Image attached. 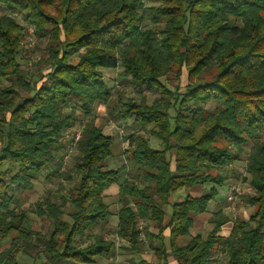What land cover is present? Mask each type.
Returning <instances> with one entry per match:
<instances>
[{
  "label": "trees",
  "instance_id": "trees-1",
  "mask_svg": "<svg viewBox=\"0 0 264 264\" xmlns=\"http://www.w3.org/2000/svg\"><path fill=\"white\" fill-rule=\"evenodd\" d=\"M0 10V240L16 248L0 264H21L39 248L46 264H96L115 252L114 238L135 253L147 244L163 263L170 254L177 264H264V0H0ZM15 14L47 40L41 79L19 61L26 28ZM106 71L118 72L122 89L107 88ZM185 71L183 87L162 81ZM147 91L157 96L150 101ZM98 105L161 146L139 131L126 138L133 172L120 184L109 239L104 194L127 167L107 168L114 138L94 120ZM71 128L81 129L77 157L60 172L59 140ZM249 144L247 177L233 172L250 185L244 200L253 212L228 237L222 211L207 237L192 236L193 216L207 211ZM53 176L57 189L31 206L50 222L42 235L25 226L20 198ZM206 185L205 195L174 203L164 225L172 195Z\"/></svg>",
  "mask_w": 264,
  "mask_h": 264
},
{
  "label": "rangeland",
  "instance_id": "rangeland-1",
  "mask_svg": "<svg viewBox=\"0 0 264 264\" xmlns=\"http://www.w3.org/2000/svg\"><path fill=\"white\" fill-rule=\"evenodd\" d=\"M1 14H2V11L0 10V15ZM14 17L17 18V21L19 22L20 25H23L26 28V32L22 40L23 49L21 50L20 57H19V61L22 65V68L28 72L29 76H31L32 74L33 75L35 74V78H34L35 80H37L40 77L42 78L43 74H46L49 71V65L45 61L47 40H38L34 36V28L31 25L27 24L21 15L19 16L15 14ZM162 81L171 90H174L176 86L178 85L183 87L187 84V72L186 71L184 72L180 80H177L175 75H168L167 77L162 79ZM104 82L107 88L112 89L113 91L117 89L118 90L122 89V86L117 87L116 85V82L120 83L118 72L106 71ZM0 84L6 85V83L1 80H0ZM130 91L131 90H128V92ZM146 94H148L147 96L150 101L153 100L157 96V94H153L151 92H148ZM132 95L134 96L135 94H132ZM214 107H215V104H212L210 106V108H214ZM84 120L86 119L84 118ZM94 120L96 121L98 125L103 126V131L105 135L111 136L114 138L113 150L116 155L118 154V150H117L118 143L121 142L120 146L122 148V151H124L126 155H124L123 157L118 155L117 158L114 159V161H111V164L110 162L108 163L107 168L110 169V165L114 169L120 167L123 164L126 165L127 169L123 173V177L127 176L128 173L133 172V167L128 161V157H129L128 153L130 151V142L128 141V139H126L131 133H133V131L135 130L136 132L139 131L141 135L143 136L145 135L146 137H148L151 140V146L153 148L155 146V140L152 139V136H150L146 131H141L140 126L137 129L134 128L135 123H133V120L120 121L119 119H115L111 115L108 114L106 108L102 105H98L96 107L95 114H94ZM63 137L65 140H68V141L72 140L73 138L72 134H65V136ZM63 137L59 140L62 145L65 144L64 143L65 140L63 139ZM251 146L252 144H249L246 148L245 154L242 155L240 160H238L233 165H231L230 169L227 170V173L229 175L228 192L231 186L240 187L242 191L244 192V195H242V197H238V199L237 198L234 199L232 201L233 205H231L229 209L228 208L226 209V212H228L232 220H235V219L237 220L238 218H240V216L243 217L245 214L248 216L249 214L253 212V207L244 200L245 197L252 194V189L250 188V185L248 184V182L244 181L243 179L235 178L234 172H233L235 170L239 173H242L243 174L242 178L247 177L246 173L244 172V169L246 166L247 154ZM0 148H1V141H0ZM64 155L65 154L63 153L62 157H65ZM76 157H77V151L74 148V150L70 153V157L65 158V159L62 158V161L59 158V160L61 161V167L59 169L60 172H64L68 170L69 168H72L73 162L76 159ZM59 182L60 180L58 176H53L51 181H46L44 177L41 178L40 181L37 182L36 184V190H35L36 193H33L30 196H23L22 198H20L21 199L20 203L22 207H24L23 209H26L27 208L26 206L28 204L34 203L37 197H42L46 189L56 190ZM74 183L73 184L65 183V185L66 187L70 188L74 185ZM211 187L212 185H206L204 189L209 190L211 189ZM179 193L176 196H179ZM117 201H118V196H112V195L107 196V203L109 204L111 208L113 217L108 221V225L106 226V231L103 232L104 235L107 234L105 237L106 239H109L111 236L112 238L115 237L114 232L116 230V226L118 222L117 217L115 219V216L117 213V209L119 207ZM174 201L178 202V197H174ZM67 210L69 211L70 207H68ZM241 212H243V214H241ZM66 219H69V217L67 216ZM24 224L27 228L39 230L40 232L47 230L46 223L39 220L38 217H36L31 212L28 213V218ZM210 228L211 226L209 222L208 223L202 222V223H199V225H197L196 230L200 231V234L206 235L210 231ZM99 230L100 229L95 230L94 233L99 232ZM7 240L10 241L11 238L0 240V244L4 243V241H7ZM124 244L122 245V247L124 246ZM115 249L116 250H115L114 256H110L106 259H99L97 264H139L140 259H143L146 262L150 261L151 263H154V264L157 263L156 257L153 256L150 250L145 251L144 249L143 250L144 252L142 254H137L134 252L132 253L131 251L130 252L125 251L123 248H121V246H117V248L115 247ZM19 260L21 264H25V259L23 257L20 256Z\"/></svg>",
  "mask_w": 264,
  "mask_h": 264
},
{
  "label": "crops",
  "instance_id": "crops-1",
  "mask_svg": "<svg viewBox=\"0 0 264 264\" xmlns=\"http://www.w3.org/2000/svg\"><path fill=\"white\" fill-rule=\"evenodd\" d=\"M102 106H104V105H102ZM105 108H106V106H104ZM106 110H107V108H106ZM107 112H108V110H107ZM129 121V120H128ZM133 123H135L134 121H133ZM139 127V125L137 124V123H135V126H134V128L135 129H137ZM104 132V131H103ZM136 132V130L135 131H133V133H135ZM105 134V133H104ZM148 138V137H147ZM149 139V138H148ZM152 139H154L155 140V146H154V148L155 149H160L161 148V146H160V141H158L157 139H155L154 137H152ZM150 140V139H149ZM157 140V141H156ZM150 143H151V140H150ZM159 143V144H158ZM121 142H119L118 143V147H117V150H118V154L116 155L115 153H114V150H113V153H114V157H113V159L112 160H110L109 162H110V164H111V161H114V159H116L117 158V156L119 155V156H121V157H123L124 155H126V153L124 152V151H122V148H121ZM113 148H114V145H113ZM129 161V160H128ZM130 162V161H129ZM124 165V164H123ZM122 166V165H121ZM120 166V167H121ZM119 168V167H118ZM115 169H117V168H115ZM114 168H112L111 167V165H110V170H115ZM124 173V172H123ZM122 178H121V181H120V183H118V184H113L112 186H110L106 191H105V201H106V203H107V196L109 195H112V196H118V199H119V190H120V184L122 183V181H123V179L126 177H123V174H122V176H121ZM40 181V180H39ZM39 181H37V182H39ZM37 182L35 183V185H34V189L33 190H31V191H28V192H26L23 196H30L31 194H33V193H36L35 192V190H36V184H37ZM229 186V181H228V184L227 185H224L223 187H218L217 188V192H218V194H217V196L215 197V199H213L211 202H210V204H209V206H208V208H207V211L206 212H204V213H202V214H199V215H194L193 216V219H194V226H193V228L191 229V235L192 236H198V235H200L201 237H203V238H205V237H207L208 236V234L213 230V225H212V223H211V220H212V218H213V215L214 214H216V213H218L219 211H222L223 212V214L226 216V217H228L229 218V221H228V223H226L223 227H222V229H221V232H220V235L221 236H223V237H228L229 235H230V232H231V230H232V227H233V224H234V222H235V220H232V218L229 216V214H228V212H226V209L228 208H230L231 207V205H233V203L232 202H230L229 200H228V187ZM205 188V186H196V187H193V188H191V189H189V190H180V191H178L176 194H174V195H172L171 197H170V199H169V202H170V204H169V206L166 208V213H167V216H166V220H165V223H164V225L165 226H167L168 224H169V221H170V217H171V213H172V206H173V204L174 203H177V202H175L174 201V197H178V202H181V201H183L186 197H187V195H190V196H193V197H201V196H203V195H205L206 193H208L209 191H210V189L209 190H206V189H204ZM220 188V189H219ZM47 190H49V189H46L45 191H47ZM45 191H44V193H43V196L42 197H37L36 198V200L34 201V203H31V204H28L26 207V209H24V210H26L27 211V218H28V213L29 212H31L32 214H34L32 211H31V206H33L38 200H41L43 197H44V194H45ZM180 192V193H179ZM179 193V196H176L177 194ZM242 195H244V192H242V194L241 195H239V196H237V199H238V197H242ZM23 196H21V198L23 197ZM117 203H118V201H117ZM108 204V203H107ZM109 205V204H108ZM212 205V206H211ZM118 209H117V213H118V210H119V208H120V205H119V203H118ZM29 207V208H28ZM24 208V207H23ZM112 212V211H111ZM117 213H116V216H115V219H116V217H117V220H118V216H117ZM241 214H243V212H241ZM240 214V215H241ZM245 214V213H244ZM35 215V214H34ZM250 215V214H249ZM249 215L247 216L246 214L243 216V218H245V219H248L249 218ZM36 216V215H35ZM36 217H38V216H36ZM112 217H113V215H112ZM111 217V218H112ZM241 217V216H240ZM110 218V219H111ZM38 219L39 220H41V221H43L44 223H46V229L47 230H45V231H42V232H40L39 230H34V229H32L34 232H39V233H41L42 235H48L49 233H50V230H51V227H50V222H49V220L47 219V218H45V217H38ZM109 219V220H110ZM202 222H206V223H210V226H211V228H210V231L206 234V235H202V234H200V231H197L196 230V228H197V225H199V223H202ZM117 224H118V222H117ZM164 235H165V244L169 247V237H170V228L169 227H167L166 229H165V232H164ZM2 243V242H1ZM18 248V247H17ZM123 249L125 250V251H129L128 250V244H124V246H123ZM145 251L146 250H150L149 248H148V245L147 244H145ZM143 249V250H144ZM142 250V252L141 253H137V254H142L144 251ZM16 251V248H13V246H12V243H11V241H4V243H2V244H0V261L3 259V256L5 255V256H7L8 254H10V253H13V252H15ZM151 252H152V254H153V256H155L156 257V259H157V263H155V264H177L176 263V261L174 260V258L169 254L168 255V258H167V260H166V262H162V261H160V259L155 255V253L152 251V250H150ZM130 252V251H129ZM133 253V252H132ZM135 253V252H134ZM167 253H170V249H168L167 250ZM115 255V252L112 254H109L107 257H105V258H101V259H106V258H108V257H110V256H114ZM21 257H23L24 259H25V264H46V262H47V258H46V256L42 253V249L41 248H39V249H37L35 252H33L32 254H30V255H20ZM19 256V257H20ZM99 260V259H98ZM98 260H97V263H98ZM96 263V264H97ZM139 264H154V263H151L150 261L149 262H146L145 260H143V259H140V263Z\"/></svg>",
  "mask_w": 264,
  "mask_h": 264
},
{
  "label": "built area",
  "instance_id": "built-area-1",
  "mask_svg": "<svg viewBox=\"0 0 264 264\" xmlns=\"http://www.w3.org/2000/svg\"><path fill=\"white\" fill-rule=\"evenodd\" d=\"M118 84L119 83L116 82L117 87H118ZM66 134H72L73 138H72V140L68 141V140H65L64 137H63V139L65 140V142H64L65 144L63 145L64 148H65L64 149V154H65L64 156L65 157H63L64 159L70 157V153L74 150L78 140L81 137V129L71 128V129L68 130V132ZM242 192L243 191H242V189L240 187L231 186V188H230V190L228 192V200L230 202H232L234 199L237 198V196L241 195ZM114 242H115L116 246H120L122 241L120 239H118V238H114Z\"/></svg>",
  "mask_w": 264,
  "mask_h": 264
}]
</instances>
